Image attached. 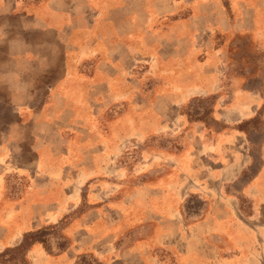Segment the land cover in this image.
<instances>
[{"label":"rangeland","instance_id":"rangeland-1","mask_svg":"<svg viewBox=\"0 0 264 264\" xmlns=\"http://www.w3.org/2000/svg\"><path fill=\"white\" fill-rule=\"evenodd\" d=\"M127 10L100 32L140 57L75 92L44 150L14 151L33 172L0 190V264H264V0Z\"/></svg>","mask_w":264,"mask_h":264},{"label":"crops","instance_id":"crops-1","mask_svg":"<svg viewBox=\"0 0 264 264\" xmlns=\"http://www.w3.org/2000/svg\"><path fill=\"white\" fill-rule=\"evenodd\" d=\"M130 1L99 9V0H0V90L5 93L0 115L4 104L15 121L0 135V190L7 175L31 170L15 162L14 151L18 156L24 145L33 152L44 150L50 129L76 124L75 92H97L120 67L140 57L124 40L112 41L100 32L103 26L108 28L104 33L114 32L116 22L103 21L117 10L128 11ZM87 66L95 78L85 85ZM26 131L28 137L20 136ZM33 163H40L37 154Z\"/></svg>","mask_w":264,"mask_h":264}]
</instances>
